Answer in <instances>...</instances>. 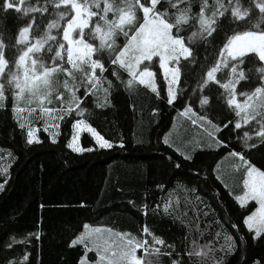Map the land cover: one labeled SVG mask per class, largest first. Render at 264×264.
Segmentation results:
<instances>
[{
  "label": "trees",
  "instance_id": "1",
  "mask_svg": "<svg viewBox=\"0 0 264 264\" xmlns=\"http://www.w3.org/2000/svg\"><path fill=\"white\" fill-rule=\"evenodd\" d=\"M242 2L249 6V0ZM30 3L35 5L37 0ZM190 3L195 16L201 0ZM210 4L209 12L215 8L213 0ZM158 7L163 10L168 4ZM30 18L0 8V32L14 37ZM224 28H228L227 21ZM191 31L189 27L183 35L187 37ZM223 38L222 33L214 34L210 44L195 46L198 63L181 59L177 99L172 104L167 102L165 78L155 60L148 65L155 73L159 94L138 82L130 88L121 83L129 77L118 66L120 79L113 77L107 55L103 75L112 81V87L107 95L102 90L85 95L79 88L76 94L80 108L85 110L82 115L75 109L66 114L41 115L37 108L34 113L25 111L14 116L11 95L6 92V107L0 109V149L4 150L0 167L8 169L6 175L0 174V183L7 180L0 190V264L9 260L19 264L26 253L28 260L23 264H79L81 257L88 260L95 250L86 251L80 244L69 246L85 231V224L89 229H111L114 239L115 233H130L151 242V237L142 235V229L148 226L167 244L175 245L171 256L161 254L154 264H172L173 260L212 264L211 258L189 259L186 251L193 250V241L197 245L211 241L215 259L221 264H264V234L254 239L255 233L243 224L254 202L241 207L235 199L243 194L246 166L230 155L242 152L246 160L264 171V146L242 150L245 132L253 137L249 143H259L255 136L259 125L250 122L235 129L234 112L223 99H216L223 93L218 85L211 84L204 90L203 95L210 98V106L204 108L199 104L200 91L193 92L203 74L204 58L209 57L206 70ZM123 43L124 38L118 37L117 44ZM248 66L254 65L250 61ZM64 79L61 74L59 80ZM255 86L253 81L238 87L246 91ZM59 91L64 92L62 86ZM70 99L64 92L63 107L67 108ZM46 106L60 109L61 103L53 100ZM186 106H191L196 115H183ZM205 114L219 131L198 119ZM61 115L63 119H59ZM77 119L93 127L113 147L101 149L89 135L82 134L81 147L92 151L74 152L68 144ZM19 122L26 124L25 129L19 128ZM29 127L36 130L39 143H26ZM217 140L223 144L218 146ZM237 165H241L239 169ZM166 204L168 213L164 211ZM29 234H38L39 238ZM229 236L235 241V251H221ZM12 238L23 242L6 248Z\"/></svg>",
  "mask_w": 264,
  "mask_h": 264
},
{
  "label": "snow or ice",
  "instance_id": "2",
  "mask_svg": "<svg viewBox=\"0 0 264 264\" xmlns=\"http://www.w3.org/2000/svg\"><path fill=\"white\" fill-rule=\"evenodd\" d=\"M213 2L215 8L209 12L210 0H201L200 10L193 16L190 0H44L43 4L37 0L35 5L30 0H2L0 8L3 10L12 9L31 18L25 26L19 27L14 37L0 32V109L6 107L8 92L14 116L25 111L34 113L37 108L41 115L55 112L66 114L73 109L82 115L85 110L80 108V98L76 94L79 88L84 89L85 95L101 90L107 95L112 87V81L103 75L107 71L105 55L113 66V77L120 79L117 66L127 73L129 79L126 82L121 80V83H126L130 88L134 82H138L159 94L155 73L146 63L157 57L159 68L168 82L167 102L172 104L177 99L176 85L181 78V59L190 64L198 63L194 47L201 43L210 44L214 34L222 33L223 42L212 54L206 70L209 57L204 58L201 65L203 74L193 92L200 91L199 104L204 108L210 106V98L203 95L204 90L211 84L218 85L223 93L216 99H223L227 108L234 112L237 118L235 129L250 122L259 125V130L255 132L259 143H249L253 137L245 132L242 150L264 146V0H249L247 7L242 0ZM162 3H167L168 7L161 10L158 5ZM225 21L228 23L227 29L224 28ZM189 27H192V31L185 37L183 33ZM121 36L124 38L122 46L117 44V38ZM250 61L253 67L248 66ZM61 74L65 77L62 82L59 80ZM253 81L256 86L250 90L241 91L238 87ZM105 83L107 87H104ZM61 86L71 98L67 108L63 107L64 92L59 91ZM53 100L61 103L60 109L46 106ZM20 104L27 107H19ZM182 114L196 115L191 106H186ZM59 119H63V115ZM198 119L212 125L215 131L220 130L218 125L212 124L207 114ZM192 122L195 124L196 120ZM25 127L24 122H19L20 129ZM73 128L92 133L101 149L113 147L110 141L81 119L75 121ZM35 131L28 128L27 144L40 142ZM76 138L74 135L69 148L74 152L92 151L91 148L79 147ZM216 143L219 146L223 141L217 140ZM3 151L0 149V153ZM7 155L11 157L10 152ZM230 155L246 166L242 181L244 191L235 199L241 207L248 201H255L258 205L243 219L247 229L255 233V239L264 234V171L246 160L242 152L233 151ZM185 159L191 157L185 156ZM241 165H237V169ZM7 172L6 167H0V174L6 175ZM6 183L7 180L0 183V190ZM164 211L168 213L167 204ZM84 229L69 246L80 244L84 245L86 251L95 250V264H153V260L146 257H159L161 254L171 256L175 252L174 244H167L148 226L142 229V235L151 237V242L130 233H115L116 239H112L111 229H89L87 224ZM29 235L39 238L38 234ZM225 239L226 243L220 250L235 251L233 238L229 236ZM22 242L12 238L5 247L10 249ZM138 250L142 253L139 256ZM215 251L211 241L203 246L193 241V250L186 251V254L189 259L193 256L211 258L212 264H221L220 260L215 259ZM26 260L27 253L19 264ZM7 264L18 262L9 260ZM79 264H88L86 257H81ZM172 264H183V261L173 260Z\"/></svg>",
  "mask_w": 264,
  "mask_h": 264
},
{
  "label": "rangeland",
  "instance_id": "3",
  "mask_svg": "<svg viewBox=\"0 0 264 264\" xmlns=\"http://www.w3.org/2000/svg\"><path fill=\"white\" fill-rule=\"evenodd\" d=\"M157 58V57H156ZM183 59V58H182ZM153 60H155L156 62H157V64L159 65V60H158V58H157V60L155 59V58H153ZM146 63H150V62H146ZM154 63V62H153ZM171 66V65H170ZM153 71V70H152ZM161 71H162V74H163V77H164V73H163V70L161 69ZM164 82L166 83V87H165V91H166V97H167V90H168V82H167V80L165 79L164 80ZM156 83V82H155ZM157 84V83H156ZM176 91L178 92V84L176 85ZM54 114V113H53ZM75 123V122H74ZM53 125V124H52ZM73 125V124H72ZM52 131V129L51 130H49V132H51ZM82 134H87V135H89V137H91L94 141H95V143L97 144V142H96V140H95V137L93 136V134L92 133H90V132H87V131H85V130H83V129H80V128H77V129H74L73 128V135L71 136V138L69 139V143L70 142H72V140H73V136L74 135H76V143L78 144V146L79 147H81V145H80V138L79 137H81V135ZM98 145V144H97ZM250 202H254V209H252L251 211H254L257 207H258V205L255 203V201H248L247 203H250ZM246 203V204H247ZM90 229H92V228H90ZM105 234V236H107L108 235V233L107 232H105L104 233ZM112 239H114V236L112 235ZM199 246H203V245H199ZM142 253H141V251L140 250H138V252H137V255L139 256V255H141ZM146 259H152L153 260V264H154V260H155V257H146ZM97 260V255H96V252H95V254L94 255H92V257H90L87 261H88V264H95V261Z\"/></svg>",
  "mask_w": 264,
  "mask_h": 264
}]
</instances>
